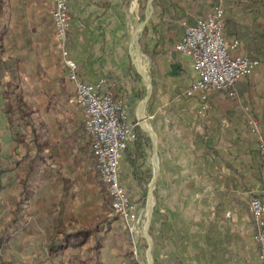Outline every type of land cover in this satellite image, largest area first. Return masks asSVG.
I'll use <instances>...</instances> for the list:
<instances>
[{"label":"crops","instance_id":"crops-1","mask_svg":"<svg viewBox=\"0 0 264 264\" xmlns=\"http://www.w3.org/2000/svg\"><path fill=\"white\" fill-rule=\"evenodd\" d=\"M53 1L0 0V24L7 31L4 59L42 61L47 26L48 41H55L49 14ZM149 1L68 0L72 16L68 48L80 77L92 84L104 82V91L125 104L129 122L140 131L124 153L120 177L135 203L153 194L154 258L159 264H264L249 213L251 199L264 194V156L259 136L249 126V119H255L264 138V64L234 86L236 98L210 92L211 108L205 112L198 98L185 95L196 71L192 58L176 46L186 26L211 14L216 2L154 0L150 20L139 38L141 60V54L133 50ZM227 14L238 24L252 26V15L237 8H227ZM22 41L30 53L26 56L22 51L14 53ZM132 52L145 74L134 66ZM242 52L246 54L243 44ZM147 80L152 85L147 122L154 135L139 122ZM4 108L0 88V254L12 257L15 264H34L47 255L51 232L37 220L55 207V176L54 172L43 173L46 184L39 182L29 200L15 203L11 199L10 183L17 167L11 163L14 145ZM41 193L45 195L42 201ZM30 223L35 225L30 228ZM43 223L47 226L49 218ZM85 249L67 248L59 260L46 264L78 260L85 264ZM93 249V264H126L119 262L120 252H111L106 244ZM110 253H116V259Z\"/></svg>","mask_w":264,"mask_h":264},{"label":"built area","instance_id":"built-area-1","mask_svg":"<svg viewBox=\"0 0 264 264\" xmlns=\"http://www.w3.org/2000/svg\"><path fill=\"white\" fill-rule=\"evenodd\" d=\"M49 14L55 26V40L68 69V79L74 88V103L84 114V125L91 137V151L102 182L108 186L113 214L118 216L131 234L132 251L139 264L142 237L145 236L148 212L135 203L120 177L121 163L128 147L137 139L136 125L131 124L125 104L103 89L104 82L92 84L80 77L78 63L68 48L72 16L68 0H54ZM226 10L223 1L216 3L214 11L186 26L183 40L176 50L188 55L194 62L196 77L185 91L187 97H196L209 111L210 92H224L236 98L234 86L254 74L260 67L258 59L242 52L239 40L229 39L225 30ZM140 122V120H139ZM249 126L259 136L264 156V138L258 122L250 118ZM249 213L256 229L260 259L264 263V194L249 203Z\"/></svg>","mask_w":264,"mask_h":264},{"label":"rangeland","instance_id":"rangeland-1","mask_svg":"<svg viewBox=\"0 0 264 264\" xmlns=\"http://www.w3.org/2000/svg\"><path fill=\"white\" fill-rule=\"evenodd\" d=\"M223 5L227 16V6L224 2ZM49 29L50 27L47 26L46 47L41 52L40 58L42 61L23 62L20 73L25 101L31 104L34 110L32 118L37 123L38 139L47 144L43 150L46 161L39 159L38 164L41 166L42 173L54 172L56 198L61 199L63 197L65 200L64 207H61L64 212L62 218L66 221L65 223L75 229L95 230L94 236L84 246L86 247L85 255L83 256L86 260L85 264H93L90 258V250L94 248L93 250L95 251L102 244L108 245L111 252H114V250L120 252V263L139 264V261L133 255L131 234L128 228L118 216L113 214L109 191L102 184V179L96 168L95 157L91 151V137L84 125V114L74 103V88L68 80V70L61 50L56 40L48 41ZM141 34L138 35V42L133 51L140 50L142 60L143 52L138 45ZM17 51H22L21 54L24 55L29 53L25 49L23 41L20 43V50H15L14 53L17 54ZM133 59L137 70L145 74V69L141 71L138 68L135 54H133ZM142 65L144 67L143 62ZM148 103L145 110L146 117H148ZM146 124L150 129L147 120ZM28 143L29 153L33 156L36 153L38 154L37 141L29 138ZM28 150L25 147H21V155L17 157L18 160H22L21 158ZM11 163L17 167V173H15L12 183H10L12 189L11 199L18 203L23 198L21 191L23 192L24 190L19 176H26L28 169L27 164L18 168L17 160L12 159ZM22 168L27 169L24 174L20 171ZM59 177L60 179L63 177V179L60 180ZM43 184L45 185L46 183ZM39 185L41 183L37 187ZM37 187L35 186V189ZM63 187L67 189L62 191ZM64 192H68L65 197ZM145 197L146 199L143 203L140 202L138 204L146 213L148 212L150 196ZM32 202L33 199L30 203ZM152 216L153 209H151V219ZM145 221L148 224V217L145 218ZM112 225L113 230L111 232L110 227L112 228ZM149 235L153 244V264H159L154 258L155 243L150 233V226ZM141 240V260L146 263L150 242L146 236L142 237ZM115 256L110 253L111 259H116ZM78 261H70L69 264H80Z\"/></svg>","mask_w":264,"mask_h":264},{"label":"trees","instance_id":"trees-1","mask_svg":"<svg viewBox=\"0 0 264 264\" xmlns=\"http://www.w3.org/2000/svg\"><path fill=\"white\" fill-rule=\"evenodd\" d=\"M213 1L218 3L220 0ZM222 1L226 4L229 11L237 8L246 16L252 15V26L248 28L238 24L231 14H229V16L226 17L225 30L229 39L239 40L241 44L244 45L246 54L250 58L258 59L261 64H264V0ZM6 34V29L2 31L0 24V88L2 89V95L5 100L4 113L9 122L10 133L14 145L12 159L15 161L17 160L18 168L21 165L27 164V172V169H20L22 174H24V172L27 173L26 176H19V178H21V183L24 186V192L22 194L24 198L23 201H27L33 195L35 186L37 187L38 183L44 179V174L42 173L41 166L38 164V160L42 159L46 161L45 156L43 155V150L44 146L47 144L38 139L37 123L32 118L34 110L32 105L25 101V96L21 87L20 73L23 66V57L22 59L18 57H11L9 59L3 58V53H5L3 49V40ZM7 77L10 79L6 80ZM115 99L118 100L116 97ZM136 133L138 139L140 131L136 129ZM29 138H32L33 141H37L38 154L36 153L35 156L29 153ZM21 147H25L28 152L23 155L21 158L22 160H18L17 157L21 155ZM61 179H63V177H61ZM102 184L108 191V186L103 182ZM44 197L45 195L41 193V201ZM64 204L65 200L63 197L57 199L53 210L49 212L48 216L47 214L45 215L46 218H49V224H47V226L43 225V220L46 219L45 217H41L37 220L41 223L45 231L51 232V236L48 237L46 246L47 255L43 259H37L34 264H46L49 261H57L63 255L65 249H82L94 236L95 230L75 229L74 227H69V224L66 225L62 218L64 216L62 209ZM33 214L36 216L37 212H34ZM34 225V223H30V228ZM1 245L2 243L0 242V247ZM8 246L9 245H6L5 247L9 248ZM0 264H15V261L12 257L7 258L5 257V254L2 253L0 254Z\"/></svg>","mask_w":264,"mask_h":264},{"label":"water","instance_id":"water-1","mask_svg":"<svg viewBox=\"0 0 264 264\" xmlns=\"http://www.w3.org/2000/svg\"><path fill=\"white\" fill-rule=\"evenodd\" d=\"M154 0H150L149 3H148V11H147V17H146V20L145 22L140 26L139 28V35L143 32L146 24L149 22L150 20V9L152 7V3H153ZM138 42V41H137ZM140 52V50H138ZM139 68V67H138ZM142 74V73H141ZM147 83H148V93H147V97L145 98V100L142 102L141 104V107H140V114H139V120H140V124L142 126V128L149 132L150 134L154 135V133L148 128V125L146 124V120H147V117H146V114H145V110H146V105L147 103L149 102L151 96H152V85H151V82L147 80ZM143 110V111H142ZM143 115V119L141 118V116ZM153 200V194L150 195L149 197V205H148V213L150 212V217L148 216L147 214V217H148V224L146 226V229H145V236L147 237V239L149 240L150 242V249L148 251V261L150 264H153V259H152V240L150 238V235H149V226H150V219H151V208H150V202Z\"/></svg>","mask_w":264,"mask_h":264},{"label":"bare ground","instance_id":"bare-ground-1","mask_svg":"<svg viewBox=\"0 0 264 264\" xmlns=\"http://www.w3.org/2000/svg\"><path fill=\"white\" fill-rule=\"evenodd\" d=\"M138 35H139V28H138V30H137V32H136V37H135V43L137 44V41H138ZM137 52L140 54V52L137 50ZM139 59V58H138ZM142 71V70H141ZM143 111V110H142ZM141 118L143 119L144 117H143V115L141 116ZM152 202V201H151ZM151 202H150V204H151ZM150 208H152V206H150Z\"/></svg>","mask_w":264,"mask_h":264}]
</instances>
